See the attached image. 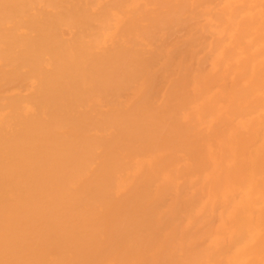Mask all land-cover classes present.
<instances>
[{"label":"bare ground","instance_id":"1","mask_svg":"<svg viewBox=\"0 0 264 264\" xmlns=\"http://www.w3.org/2000/svg\"><path fill=\"white\" fill-rule=\"evenodd\" d=\"M0 264H264V0H0Z\"/></svg>","mask_w":264,"mask_h":264}]
</instances>
